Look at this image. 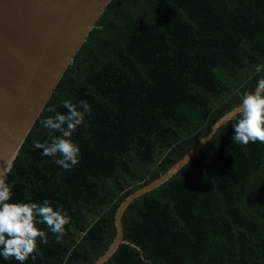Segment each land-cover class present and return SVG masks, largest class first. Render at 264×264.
<instances>
[{"label": "trees", "instance_id": "1", "mask_svg": "<svg viewBox=\"0 0 264 264\" xmlns=\"http://www.w3.org/2000/svg\"><path fill=\"white\" fill-rule=\"evenodd\" d=\"M262 65L264 0H112L5 178L9 203L47 199L71 217L59 242L36 224L48 242L37 238L36 259L23 264H93L115 238L120 203L240 106ZM65 100L80 112L81 101L90 106L71 135L80 151L69 170L34 147L60 136L41 121L66 115ZM238 118L127 207L124 242L104 264H264V143L232 141Z\"/></svg>", "mask_w": 264, "mask_h": 264}, {"label": "water", "instance_id": "2", "mask_svg": "<svg viewBox=\"0 0 264 264\" xmlns=\"http://www.w3.org/2000/svg\"><path fill=\"white\" fill-rule=\"evenodd\" d=\"M112 0H0V173L7 174L27 135L89 33ZM225 114L166 173L118 206L116 235L93 264H104L123 240L122 216L138 197L161 186L196 156L223 124Z\"/></svg>", "mask_w": 264, "mask_h": 264}, {"label": "clouds", "instance_id": "3", "mask_svg": "<svg viewBox=\"0 0 264 264\" xmlns=\"http://www.w3.org/2000/svg\"><path fill=\"white\" fill-rule=\"evenodd\" d=\"M264 70V65L256 66L257 73ZM84 112L77 110L76 105L69 100L63 101L67 114H56L41 121L42 125L60 136L52 137L49 142L34 141V147L42 149V155L62 158L55 163L65 170L79 163V147L71 141V135L84 120V114L90 111V106L81 101ZM55 111V106L47 109ZM239 118L234 124L232 141L247 145L249 142L264 143V77L257 82L256 88L245 92L238 108ZM66 125V127H65ZM11 188L6 183L5 175L0 173V256L4 259L14 258L23 264L29 256L36 259L37 238L46 244L48 237L45 231L36 224H46L59 242L65 235V226L71 223V217L62 209L54 210L47 199L38 203H9Z\"/></svg>", "mask_w": 264, "mask_h": 264}]
</instances>
